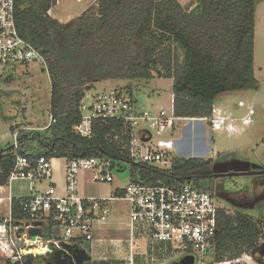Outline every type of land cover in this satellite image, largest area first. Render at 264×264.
Masks as SVG:
<instances>
[{
	"label": "trees",
	"instance_id": "obj_1",
	"mask_svg": "<svg viewBox=\"0 0 264 264\" xmlns=\"http://www.w3.org/2000/svg\"><path fill=\"white\" fill-rule=\"evenodd\" d=\"M259 0H97L66 24L47 13L56 0H14L19 34L41 53L50 82V125L44 135L22 132L18 143L34 141L39 150L21 155L105 158L128 161L129 132L117 121L93 126L91 138L73 131L80 102L95 81H173L175 114L209 118L217 96L256 90L254 76L255 5ZM180 51V55H177ZM125 87L132 98L134 94ZM104 92V91H101ZM11 131L14 130L11 127ZM117 136V139H113ZM13 148L0 154V186L13 167ZM212 160L175 156L169 171L128 166L132 179L166 185L209 177ZM211 195L209 187L196 185ZM23 199L13 200L14 215ZM214 259L264 257V225L252 217L219 211ZM2 264H13L5 262Z\"/></svg>",
	"mask_w": 264,
	"mask_h": 264
},
{
	"label": "built area",
	"instance_id": "obj_2",
	"mask_svg": "<svg viewBox=\"0 0 264 264\" xmlns=\"http://www.w3.org/2000/svg\"><path fill=\"white\" fill-rule=\"evenodd\" d=\"M0 65H36L48 75L44 57L19 34L14 0H0ZM79 110L80 122L73 131L82 138L92 137L95 124L102 126L109 121L123 124L129 132L128 143L124 145L128 161L60 158L64 165L63 190L59 192L53 182V159L19 154L14 133L13 167L6 185L0 186V204L7 206V214L0 217V264H24L27 256H32L34 262L57 251L71 255L64 246H71L73 250L83 249L86 243L91 246L94 233L109 225L112 205L118 201L128 204L129 216L127 237L123 243L116 242L127 247L125 256L115 264H137V257L141 264H167L190 256L193 264L253 261L248 255L214 259L218 216L223 209L217 206L213 195L197 188L192 180L166 185L130 176L128 184L121 187L113 176V172H122L130 164L171 170L173 152H177L175 139H165L173 136L181 122H205L212 132H235L234 121L215 109L209 118H180L175 114L173 94L167 108L153 109L141 106L125 90L97 92L90 96L88 103L83 98ZM252 115L253 110L248 108L240 120L243 127L250 124ZM51 122L50 117L48 125ZM17 182L25 184L19 190L26 192V196H12L11 186ZM6 188L7 196H1ZM19 199L23 201L14 215L12 202ZM33 229L39 230V236L30 234ZM197 255L201 258L199 263Z\"/></svg>",
	"mask_w": 264,
	"mask_h": 264
},
{
	"label": "rangeland",
	"instance_id": "obj_3",
	"mask_svg": "<svg viewBox=\"0 0 264 264\" xmlns=\"http://www.w3.org/2000/svg\"><path fill=\"white\" fill-rule=\"evenodd\" d=\"M177 1L182 6H187L191 0ZM95 6L96 2L93 3V0H85L79 4L73 0H58L51 18L60 24H66L87 8ZM180 54L177 51V55ZM253 70L259 83L256 90L224 93L217 96L213 104V109L223 110V116L236 121V125L243 131L212 132L207 123H200L204 129L207 149L202 158H210L212 164L209 177L198 179L194 183L209 187L217 206L226 213H242L264 225V0L257 1L255 5ZM127 86L141 105L155 109L170 105L173 81L156 75L149 81H95L93 88L86 92L84 101L88 103L90 96L97 92L124 89ZM0 97V154L13 148L14 133L17 134V142L22 132L26 134L32 131L44 135V129L50 120V82L46 73L36 65H0ZM248 108L253 110V115L250 117V124L243 127L240 120L247 114ZM184 123L181 122L173 136L165 140L180 138ZM186 123L191 126L189 144L192 158L195 156L194 150L200 149V145L197 144L198 140L195 141L197 143L193 141L195 124ZM18 148L28 154L39 150L34 141L21 143ZM173 154L178 156L176 152ZM63 165L61 159H55L52 163L53 182L58 191L63 187ZM113 176L119 186H126L130 179V170L126 167L122 172H113ZM24 185L22 182L13 183L12 196H26V192L19 190ZM1 193L7 196L8 189ZM112 208L113 215L117 217L127 219L129 216L125 201L115 202ZM0 212L6 214V204L0 206ZM97 237L108 240L109 235L103 232L97 233L95 238ZM110 246L107 244L98 248L94 245L93 250L107 248L109 252ZM196 258L199 263L200 255ZM256 259L264 264V257L259 253ZM252 260L255 262L253 258ZM94 264L111 263L96 261Z\"/></svg>",
	"mask_w": 264,
	"mask_h": 264
},
{
	"label": "crops",
	"instance_id": "obj_4",
	"mask_svg": "<svg viewBox=\"0 0 264 264\" xmlns=\"http://www.w3.org/2000/svg\"><path fill=\"white\" fill-rule=\"evenodd\" d=\"M73 1L75 2V0H73ZM75 3H78V2H75ZM57 4H58V0H57V3L55 4V6ZM55 6L52 7L48 13L50 17L52 16V10L55 8ZM141 106L146 107L145 105H141ZM149 108H153V107H149ZM216 110L220 111L221 115H224L223 110L215 108V111ZM234 122H236V121H234ZM194 124L195 125L193 127V129H194L193 141H194V143H197L195 141L198 140L197 144L200 145L199 148L201 149L202 153H200V149H198L197 151L194 150L195 156L192 158H202L203 155L206 153L205 151H207V149L205 147L204 129H203V126L199 122H195ZM183 129L184 130H183L182 136H180V138L179 137L175 138V148L177 151L176 153H178L179 157L191 158L190 157V144H189L190 143V141H189L190 133L189 132H190L191 126H188V124L185 121V123L183 124ZM242 131H240V127L237 126V130L233 133H240ZM194 147H195V145H194ZM53 161H55V159L52 160V163H53ZM4 190H6V189H3V191ZM62 190H63V187L59 192H62ZM1 196H3V194H1ZM4 204H0V206H2ZM112 212H113V208L111 209L112 215H110L109 225L107 227H105L103 230L94 233V240L91 243L90 252H89V257H90L89 264H94V262H96V261H103V262L115 264V262L117 260H123L124 259V256H125L124 253H125L127 247L122 243L125 240V238L127 237L126 223L128 221V217H127V219H124L122 217L120 218V217L113 215ZM6 214H7V206H6ZM6 214L5 213L1 214V212H0V217H4ZM103 232L108 233V235H109L108 240L100 239L99 237L95 238V235L97 233H103ZM120 240L122 241V243H116L117 241H120ZM107 244L111 245L110 246L111 249L109 250V252L107 251V248L106 249H98V250L94 249L93 250L94 245H97V247L100 248L101 246H104ZM143 245H144V243L141 242L140 246L143 247ZM104 257H106V260L103 259ZM155 257L160 258L161 256L156 255ZM136 261H137V264H141L140 257H137ZM172 263H174V262H172V261L167 262V264H172ZM247 264H257V263L252 261V262H248Z\"/></svg>",
	"mask_w": 264,
	"mask_h": 264
},
{
	"label": "water",
	"instance_id": "obj_5",
	"mask_svg": "<svg viewBox=\"0 0 264 264\" xmlns=\"http://www.w3.org/2000/svg\"><path fill=\"white\" fill-rule=\"evenodd\" d=\"M39 225V224H36ZM32 236H39V230L33 229L30 230ZM66 251L70 252L71 255L66 254L63 251H57L52 256L43 258V261H46V264H89V252L90 244L86 243L81 250H73L71 246H64ZM194 259L192 256L188 258H183L178 262L172 264H193ZM24 264H33V257L27 256Z\"/></svg>",
	"mask_w": 264,
	"mask_h": 264
},
{
	"label": "flooded vegetation",
	"instance_id": "obj_6",
	"mask_svg": "<svg viewBox=\"0 0 264 264\" xmlns=\"http://www.w3.org/2000/svg\"><path fill=\"white\" fill-rule=\"evenodd\" d=\"M33 264H46V261H43V259H37L33 262Z\"/></svg>",
	"mask_w": 264,
	"mask_h": 264
}]
</instances>
